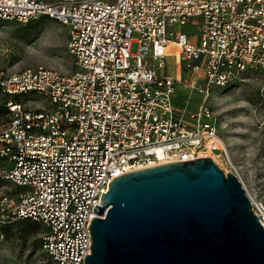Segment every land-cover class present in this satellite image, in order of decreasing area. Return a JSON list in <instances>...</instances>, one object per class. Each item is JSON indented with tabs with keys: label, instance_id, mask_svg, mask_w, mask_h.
<instances>
[{
	"label": "built area",
	"instance_id": "obj_1",
	"mask_svg": "<svg viewBox=\"0 0 264 264\" xmlns=\"http://www.w3.org/2000/svg\"><path fill=\"white\" fill-rule=\"evenodd\" d=\"M39 17L68 28L74 71H0L3 95L46 101L38 111L7 104L0 179L20 192L0 198V223H36L52 264H84L88 223L114 178L209 158L215 113L176 105L178 88L207 95L264 70V0H0L2 22ZM246 196L264 229V204Z\"/></svg>",
	"mask_w": 264,
	"mask_h": 264
},
{
	"label": "water",
	"instance_id": "obj_2",
	"mask_svg": "<svg viewBox=\"0 0 264 264\" xmlns=\"http://www.w3.org/2000/svg\"><path fill=\"white\" fill-rule=\"evenodd\" d=\"M98 204L84 264H264L244 188L211 158L120 175Z\"/></svg>",
	"mask_w": 264,
	"mask_h": 264
},
{
	"label": "rangeland",
	"instance_id": "obj_3",
	"mask_svg": "<svg viewBox=\"0 0 264 264\" xmlns=\"http://www.w3.org/2000/svg\"><path fill=\"white\" fill-rule=\"evenodd\" d=\"M183 31L191 34L194 30ZM69 40L68 28L53 20L41 17L20 24L0 21V71L19 72L42 66L71 74L74 68ZM188 40L192 43L195 37L190 35ZM166 66L174 76L178 65L173 56L166 59ZM176 97V105L188 102L193 109L204 102L211 107L221 143L209 158L225 175H235L245 194L264 204V70L244 74L224 89H209L207 95L178 88ZM6 100L9 97L0 92L1 107ZM18 101L32 111L46 105L39 97L22 96ZM8 119V116L0 117V129ZM19 192L12 183L0 179V198L13 197ZM31 224L29 221L0 223V264H52L40 247L42 227L36 225V232L29 234L27 229Z\"/></svg>",
	"mask_w": 264,
	"mask_h": 264
},
{
	"label": "trees",
	"instance_id": "obj_4",
	"mask_svg": "<svg viewBox=\"0 0 264 264\" xmlns=\"http://www.w3.org/2000/svg\"><path fill=\"white\" fill-rule=\"evenodd\" d=\"M39 18H41V17H39ZM42 18H45V19H48V18H46V17H42ZM51 21V20H50ZM28 23V22H27ZM1 92V91H0ZM5 97L7 96V97H9V100H6V104L4 105V106H0V117H3V116H9V114H10V111H9V108H8V106H7V104L8 103H13V104H20V102L18 101V96H14V97H10V96H8V95H4ZM26 221V220H25ZM25 221H22V222H25ZM21 221H19V223H20ZM32 224L29 226V228L27 229V233H29V234H32V233H34V232H36V230H37V224L36 223H33V222H31ZM40 247H41V245H40Z\"/></svg>",
	"mask_w": 264,
	"mask_h": 264
},
{
	"label": "bare ground",
	"instance_id": "obj_5",
	"mask_svg": "<svg viewBox=\"0 0 264 264\" xmlns=\"http://www.w3.org/2000/svg\"><path fill=\"white\" fill-rule=\"evenodd\" d=\"M167 52H169L171 55L174 56V62L175 64H177V60H178V56H179V50L177 49V47L174 45V44H170L168 47H167ZM220 139H218L216 142H213V141H210V144H208L206 146V150L209 151L214 148L216 151L219 150V147H220ZM214 151V152H216ZM214 152H210L209 154L207 153V157H210V154H213Z\"/></svg>",
	"mask_w": 264,
	"mask_h": 264
}]
</instances>
